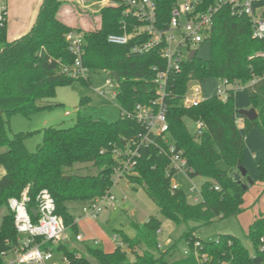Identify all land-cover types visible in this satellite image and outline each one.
<instances>
[{
	"label": "trees",
	"instance_id": "1",
	"mask_svg": "<svg viewBox=\"0 0 264 264\" xmlns=\"http://www.w3.org/2000/svg\"><path fill=\"white\" fill-rule=\"evenodd\" d=\"M154 1L156 25L162 28L169 21L176 0ZM197 1L201 3L199 11L214 4V0ZM99 2L101 0H86V5ZM62 5L61 0H43L30 31L16 41H7L6 26L0 29V165L4 168L0 177V210L6 209L0 217V264H4L3 254L18 243L8 201L18 198L24 190L30 200L29 212L40 191L46 190L52 197L54 212L63 220L69 237L42 248L50 249L56 259L65 258L67 264H264V250H260L264 246L260 241L264 240V215L254 220L247 230L252 255L234 236L220 235L216 241H201L202 252L209 256L205 263L196 261L192 254L184 255L183 259L172 257L175 243L161 251L157 240L160 221L155 217H149L142 225L132 223L135 230L132 238L120 232V241L134 255L132 262L122 248L115 247L107 253L93 240H76L78 227L68 204L92 203L111 190L115 169L125 160L123 154L133 150V143H138L139 135L144 133L131 116L133 110L137 105L147 106L155 100L152 68L162 69L164 65L156 51L142 56L131 53L133 39L126 46L107 43L109 34L123 33L122 8L109 5L98 8L97 26L83 31L59 19ZM255 7L264 8V0H258ZM131 27L132 24L129 33ZM70 31L83 33L82 62L90 72L101 70L110 76L112 72L118 75L116 102L120 117L115 122L83 117L80 112L89 100L81 98L74 125L66 129H43L42 142L32 153L24 144L29 133H9V119L14 114L29 117L53 109L55 105L46 100L54 96L56 88L77 81L61 72L62 65L73 62L64 38ZM206 42L208 59H200L196 54L193 59L183 61L180 73L169 79L164 99L169 126L166 138L187 160L192 170L189 177L202 180L203 200L192 204L182 189H171L173 173L169 171L166 156L159 153L166 149L164 140L159 137L152 138L157 146L138 148L132 174L125 176L128 182L141 187L161 215L175 225L189 222L207 225L240 215L248 187L242 188L246 177L240 178L242 183L239 184L234 175H239L243 167L244 138L251 130H256L264 139V42L251 37V24L246 17H232L225 7L214 15L210 33L201 45ZM211 78L247 87L250 108L255 110L257 119L249 121L238 115L233 91L226 101L215 95L196 106L185 107L182 102L187 84ZM237 118L243 120L242 129L235 124ZM185 120L202 121L205 125L202 134L198 137L190 134ZM89 165L96 173H78L80 167ZM257 169L259 176L251 178V185L264 182V156ZM246 176L249 177L248 173ZM31 216L34 219L32 213ZM183 239L187 247L192 248L197 240L194 229L184 233Z\"/></svg>",
	"mask_w": 264,
	"mask_h": 264
},
{
	"label": "built area",
	"instance_id": "2",
	"mask_svg": "<svg viewBox=\"0 0 264 264\" xmlns=\"http://www.w3.org/2000/svg\"><path fill=\"white\" fill-rule=\"evenodd\" d=\"M258 0H214V4L205 11H199L200 2L197 0H176V6L171 12L169 21L159 28L156 25V4L154 0H101L105 5L122 8V34H109L106 41L110 45L126 46L130 40H135L131 46V53L145 55L151 51H156L163 61V68L154 66V84L156 85V98L149 105H137L132 113V118L144 129V133L139 135L138 143H133V150L127 151L125 160L121 161L115 169L119 179L132 174L131 171L138 157L137 151L140 146L153 145L157 142L152 138H162L166 144L165 150H160V154L166 156L168 160L171 176V189H180L172 182L175 175H182L187 179L192 170L188 167L187 160L180 151L167 140L166 135L169 130L167 123V107L164 99L167 96V86L169 79L180 73L182 62L189 58L190 53L205 41L208 37L214 15L222 8H228L232 17H246L251 24V37L264 42V8L255 7ZM8 8L6 0H0V29L7 26ZM132 24L131 32L128 28ZM65 42L68 52L73 56V62L69 65H62L61 72L73 80L88 81L90 71L83 65L84 55L83 33L70 31L65 34ZM196 51V50H195ZM197 54V51H196ZM264 56V53L263 55ZM223 86L217 87L216 96L222 101H226L229 92L240 86L230 84L227 80H222ZM95 93L109 102H116L117 82L108 75L103 87L94 89ZM202 90H193V98H183L185 107L196 106L203 100L197 96ZM124 115L125 112L122 111ZM194 124V135L200 136L205 128L202 121ZM235 124L238 128L243 127V120L237 118ZM120 154V153H118ZM114 184V180H113ZM215 191L218 188L215 187ZM190 193L193 198L190 203H200L203 198L200 186L192 185ZM29 197L27 190H24L18 198H11L8 201V208L13 214L14 228L18 235L17 245L4 255V264H67L65 258L56 259L50 249L44 250L42 247L47 243L57 244L66 234V227L61 217L55 214V206L52 197L46 190H42L35 198L34 207L36 216L34 219L28 210ZM105 210H115V197L110 191L104 196L94 200L92 203H85L82 214L85 219L96 221ZM75 223L78 221L75 219ZM160 234V230L157 231ZM39 240V241H38ZM77 241H82L83 236L78 234ZM114 246L123 248L125 245L115 237L111 239ZM262 243L263 239L260 240ZM99 245V241H93ZM203 244L200 240L193 242L192 248H187L183 255L192 254L196 261L205 263L209 256L202 252ZM160 248V246H159ZM264 250V246L260 248ZM222 264H231L223 262Z\"/></svg>",
	"mask_w": 264,
	"mask_h": 264
},
{
	"label": "rangeland",
	"instance_id": "3",
	"mask_svg": "<svg viewBox=\"0 0 264 264\" xmlns=\"http://www.w3.org/2000/svg\"><path fill=\"white\" fill-rule=\"evenodd\" d=\"M8 10L11 9V5H20V0L15 2L8 0ZM63 5L58 15L64 23L69 26L81 28L83 31L93 29L98 24L97 9L105 6V3L99 2L91 5H85L84 0H61ZM87 4V3H86ZM15 6L14 10L17 16L22 17L20 6ZM65 8L70 9L69 12H64ZM9 13V11H8ZM65 13V14H63ZM80 25L82 27H80ZM13 23L8 29V37L10 38L18 32ZM197 51V57L200 59H208L209 57V44L204 43L201 46L195 48ZM108 73L101 70H95L90 72L89 82L74 81L68 85L60 86L56 88L55 94L52 98L46 100L47 103L55 105L51 110H45L35 113L29 117L21 114H14L9 119V133H29L25 138L24 144L29 152H35L38 144L42 142L43 134L42 130L47 127L57 128H70L74 125V122L78 116V108L81 98H87V107L82 109L80 115L83 117H91L92 119H100L107 122H115L120 117V107L117 102H109L99 97L94 89L103 87ZM223 86L222 80L214 78L207 79L204 82L190 81L186 87L185 98H193V90L200 88L201 94L197 96L199 100L207 99L216 95L217 87ZM245 92L237 91L234 97V102L238 105H243L248 102V90L247 87H243ZM238 97V99H237ZM242 103V104H241ZM250 104V103H249ZM244 110V109H241ZM237 111H240L239 109ZM188 132L194 134V124L191 121L185 120ZM239 129H242L239 128ZM250 134H254L261 140V150H264V139L262 135L256 131L251 130L244 138L243 150L248 152L249 157L258 152L248 150V143L252 137ZM259 152V158L255 162L251 160L248 165L258 171L257 166L264 155ZM79 174H94L96 170H93L90 165L88 167H80ZM4 174V168L0 165V177ZM259 176V174H258ZM251 178V177H250ZM114 184L110 190V193L115 197V210L103 211L96 221H90L85 219L82 214V208L85 203L82 202H70L68 209L71 215H73L79 223L78 231L83 233L84 236H98L104 240H111L115 237L120 240V232L132 238L135 236V230L131 226L132 223L137 225L144 224L149 217H155L160 221V234L157 235L158 244L160 250H166L172 243H175V248L171 252V256L176 259H183L184 251L187 250V243L183 239L184 233L189 229H194V236L197 240L204 242L216 241L220 235H231L237 238L240 243L253 254V250L250 242L248 241L246 234L248 227L254 220L260 217L258 212L257 198H254L256 190L259 187L258 184L249 185L246 191L242 209L243 212L236 216L230 217L222 221H214L207 225H198L193 222L187 224L175 225L172 222L165 219L155 202L150 199L146 192L133 183L127 181L126 178H120L117 174L113 176ZM201 179H187L184 176L178 174L172 179V182L177 184L182 189L187 197V200L191 202L193 194L190 193L192 185L200 186ZM260 185V184H259ZM260 188V187H259ZM258 195V194H257ZM6 213V209L0 210V217ZM70 234H72L70 232ZM68 232L63 236L60 241H66L68 239ZM116 247V246H115ZM127 253L129 261H134V255L130 253L125 247L122 248ZM139 250H137L138 252ZM139 253V252H138Z\"/></svg>",
	"mask_w": 264,
	"mask_h": 264
},
{
	"label": "crops",
	"instance_id": "4",
	"mask_svg": "<svg viewBox=\"0 0 264 264\" xmlns=\"http://www.w3.org/2000/svg\"><path fill=\"white\" fill-rule=\"evenodd\" d=\"M11 1L15 2V0H11ZM20 1H21L20 5H17L14 3V5H11V9L8 10L9 13H8V19H7V26H6V39L8 42L16 41V40L20 39L21 37H23L24 35H26L30 31L31 27L33 26V24L36 20L39 9H40L42 2H43V0H20ZM8 2L9 1L6 0L7 7H8ZM84 2L86 5V0H84ZM16 5L20 6V10L22 12V17H19L16 15L15 10H14ZM69 11H70V9L65 8L64 12H69ZM63 14H65V13H63ZM12 23L19 30L17 33H15L13 36H11L9 38L8 37V29H10V26ZM80 27H82V26L80 25ZM237 91L245 92V89L241 86H238L237 88L235 87L233 90L234 97H235V94H237L236 93ZM237 99H238V97H237ZM248 102H249V100H248ZM234 103H235V108L237 110L238 109L239 110L250 109L249 103L248 104L244 103L243 105H238L237 102H234ZM249 137H252V138H251L250 142L248 143V147H247L248 150H251L253 152L257 151L258 153L255 155L253 154L251 157H249L248 152H245L243 150L242 163H243V167L247 170L249 177L255 179L258 177V171L255 170L254 168L250 167L248 165V163L250 164L251 160L256 162L259 158V152L263 154L264 150L263 151L261 150V148H262L261 140L259 139L258 136L254 135V134H250ZM262 154H261V156H262ZM256 184H258V183H256ZM259 184H258V186L260 188L259 187L257 188L256 194L254 195V198H256L258 196L257 201H256L257 205H258V212H259L260 216H263L264 215V182H260ZM79 223L80 222L77 223V226H79ZM78 234L83 236V240H93V241L97 240V241H99V246L101 247V249L104 252H107V253L112 252L115 248V246L111 240H104L102 237H99V235L94 236V237H92V236L87 237L86 235L84 236V234L79 232V231H78Z\"/></svg>",
	"mask_w": 264,
	"mask_h": 264
},
{
	"label": "water",
	"instance_id": "5",
	"mask_svg": "<svg viewBox=\"0 0 264 264\" xmlns=\"http://www.w3.org/2000/svg\"><path fill=\"white\" fill-rule=\"evenodd\" d=\"M196 55V51L193 50L190 55H189V59H193V57ZM111 76L113 77V79L116 82H119V77L115 72L111 73ZM238 115L239 116H243L244 118L248 119L249 121H254L257 119V114L255 112V110L253 108L247 109V110H240L238 111ZM247 170L244 167L240 168V174L239 175H234V179L235 181H237L239 184H241L242 182L240 181V178H244L246 177V184H242V188L243 189H247V187L249 185L252 184V180L250 177H247ZM31 213L33 214V216H36V210L31 209Z\"/></svg>",
	"mask_w": 264,
	"mask_h": 264
}]
</instances>
